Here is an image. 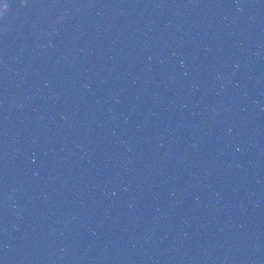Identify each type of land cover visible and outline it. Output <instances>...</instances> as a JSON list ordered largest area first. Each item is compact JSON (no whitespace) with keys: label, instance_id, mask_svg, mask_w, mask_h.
Returning a JSON list of instances; mask_svg holds the SVG:
<instances>
[{"label":"water","instance_id":"95a60500","mask_svg":"<svg viewBox=\"0 0 264 264\" xmlns=\"http://www.w3.org/2000/svg\"><path fill=\"white\" fill-rule=\"evenodd\" d=\"M0 264H264V0H0Z\"/></svg>","mask_w":264,"mask_h":264}]
</instances>
